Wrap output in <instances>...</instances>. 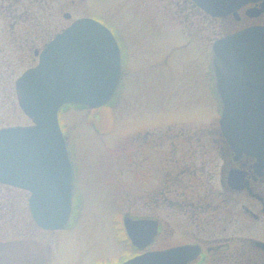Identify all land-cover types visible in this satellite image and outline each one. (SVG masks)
<instances>
[{"label": "rangeland", "instance_id": "1", "mask_svg": "<svg viewBox=\"0 0 264 264\" xmlns=\"http://www.w3.org/2000/svg\"><path fill=\"white\" fill-rule=\"evenodd\" d=\"M202 15L185 0H0V127L32 123L18 103L16 79L38 61L35 49L74 19L102 22L123 46L125 73L115 98L96 108L66 105L60 112L83 198L74 205L83 214L73 227L46 233L45 264L53 251L56 264L105 258L116 250L106 218L137 211L139 199L142 212L150 209L149 185L137 186V133L152 131L159 141L182 127L208 131L213 126L218 107L210 87L211 45L223 25ZM19 193L0 185V239L10 226H22ZM29 217L30 237H37ZM34 248L30 244L31 252Z\"/></svg>", "mask_w": 264, "mask_h": 264}, {"label": "flooded vegetation", "instance_id": "2", "mask_svg": "<svg viewBox=\"0 0 264 264\" xmlns=\"http://www.w3.org/2000/svg\"><path fill=\"white\" fill-rule=\"evenodd\" d=\"M185 2L202 16L222 22V34L218 37L249 26L264 25V10L258 15L249 14V11L261 9L264 0L244 3L237 9L238 17L234 13L213 17L194 0ZM43 47L34 51L37 60L36 50L40 52ZM213 81L211 77L210 87L218 115L208 131L204 127L185 131L182 127L175 132L168 131L161 143L163 140L158 141L152 131L144 135L137 133L133 154L140 181L137 186L141 188L143 182L149 185L150 209L142 212L139 199L137 211L110 214L106 218V234L111 243L116 244V250L114 247L105 258L83 264H122L146 253L156 255L162 264H173L175 256L164 253L180 247L189 250L184 264H264V157L233 147L225 137L220 127L222 107ZM71 158L73 161L72 152ZM77 177L74 165L72 212L67 226L59 230L45 229L35 222L29 207L31 193L28 190L0 183L20 192L18 199L22 205L19 209L23 217L20 228L14 230L10 226L4 231L6 239H0V264L47 262L46 233L73 227L72 222L77 224L83 214L77 213L74 205L79 199L83 200L78 185H75ZM29 216L35 231L32 234H39V237H30ZM12 221L13 218L10 223ZM130 231L135 235V242ZM2 234L0 232V236ZM13 234H17V238H12ZM30 244L36 247L32 252ZM48 263H57L55 251L49 256Z\"/></svg>", "mask_w": 264, "mask_h": 264}, {"label": "water", "instance_id": "3", "mask_svg": "<svg viewBox=\"0 0 264 264\" xmlns=\"http://www.w3.org/2000/svg\"><path fill=\"white\" fill-rule=\"evenodd\" d=\"M206 13H234L251 0H194ZM264 10L249 11L258 15ZM71 13L65 12L66 19ZM111 29L79 17L55 33L39 61L16 80L18 103L32 123L0 127V183L28 190L29 207L42 228H64L73 204L74 165L60 125L64 104L90 108L109 103L122 76L121 48ZM211 70L222 107L220 123L233 147L264 157V25L249 26L214 40ZM134 242L135 235L130 231ZM187 247L167 250L184 264ZM122 264H162L146 253Z\"/></svg>", "mask_w": 264, "mask_h": 264}]
</instances>
